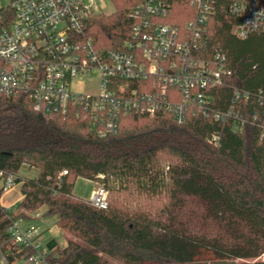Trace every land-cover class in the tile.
Returning a JSON list of instances; mask_svg holds the SVG:
<instances>
[{
	"label": "trees",
	"instance_id": "1",
	"mask_svg": "<svg viewBox=\"0 0 264 264\" xmlns=\"http://www.w3.org/2000/svg\"><path fill=\"white\" fill-rule=\"evenodd\" d=\"M138 1L113 0L112 13L93 18L88 34L99 49L122 44L133 23L128 8ZM193 14L185 0H176L170 20L183 27ZM13 16L0 8V31ZM237 23L218 11L199 52L210 58L221 49L233 70L231 85L212 91L220 109L230 106L234 86L264 91V34L239 38ZM256 99L245 111L264 118ZM215 130L222 132L218 145L209 141ZM24 165L38 174L19 176L23 198L15 218H55L67 235L64 248L50 241L58 264H264V137L258 125L237 132L232 122L191 114L179 123L172 113H132L120 118L117 134L98 137L88 119L47 113L26 96L0 94V169L19 175ZM79 178L109 189L108 208L74 193ZM9 223L0 206V243L9 238Z\"/></svg>",
	"mask_w": 264,
	"mask_h": 264
},
{
	"label": "built area",
	"instance_id": "2",
	"mask_svg": "<svg viewBox=\"0 0 264 264\" xmlns=\"http://www.w3.org/2000/svg\"><path fill=\"white\" fill-rule=\"evenodd\" d=\"M104 1L114 5L113 0H0V8L14 12L0 31V94L26 96L47 113L88 119L98 137L117 134L122 116L161 112L172 113L179 123L190 114L232 122L237 132L258 125L264 137V118L245 111L252 97L264 105V91L234 86L230 106L217 108L212 91L231 85L233 70L221 49L210 58L199 53L208 21L218 11L238 20L233 32L239 38L264 34V5L258 0H185L194 14L182 27L170 20L176 0H140L128 8L133 23L122 44L101 50L88 30L95 16L109 14ZM94 72L97 90L75 91L76 80ZM209 137L218 145L222 132ZM18 178L0 169V206L10 221L9 238L0 243V264H58L51 257L55 247L35 219L15 218L18 205L12 213L2 203L3 195L23 183ZM89 200L108 208L109 189L99 184Z\"/></svg>",
	"mask_w": 264,
	"mask_h": 264
},
{
	"label": "rangeland",
	"instance_id": "3",
	"mask_svg": "<svg viewBox=\"0 0 264 264\" xmlns=\"http://www.w3.org/2000/svg\"><path fill=\"white\" fill-rule=\"evenodd\" d=\"M103 8L106 13H112L114 11V5L109 1L103 2ZM98 87V73L94 72L90 75L77 79L74 83V89L78 92H95ZM38 169L31 168L27 165H24L20 172L19 176L23 179L25 178H33L37 176ZM99 181L87 179V178H79L74 187V193L81 197H88L91 193V189L97 186ZM99 184H103L99 182ZM112 193L110 192L109 198L111 199ZM90 197V196H89ZM88 197V199H89ZM23 198L22 192V184H18L14 189L7 192L2 197V203L5 206L12 207V213L15 212L16 206L20 203ZM41 213V210L39 211ZM38 212V213H39ZM32 222L37 223L41 229L44 230L46 240L55 239L58 242L60 247H65L67 245V235L66 233L58 226L54 217L50 218H41L33 220Z\"/></svg>",
	"mask_w": 264,
	"mask_h": 264
},
{
	"label": "crops",
	"instance_id": "4",
	"mask_svg": "<svg viewBox=\"0 0 264 264\" xmlns=\"http://www.w3.org/2000/svg\"><path fill=\"white\" fill-rule=\"evenodd\" d=\"M98 185H99V182H98L97 186H98ZM97 186L93 187V188L91 189V192H92V190L95 189ZM90 194H91V193H90ZM89 196H90V195H89ZM89 196H88V197H89Z\"/></svg>",
	"mask_w": 264,
	"mask_h": 264
}]
</instances>
